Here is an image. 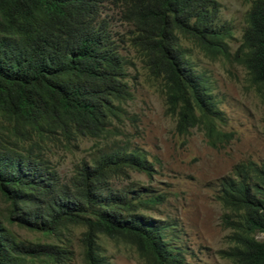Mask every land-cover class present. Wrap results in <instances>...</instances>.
Returning <instances> with one entry per match:
<instances>
[{"label": "trees", "instance_id": "trees-1", "mask_svg": "<svg viewBox=\"0 0 264 264\" xmlns=\"http://www.w3.org/2000/svg\"><path fill=\"white\" fill-rule=\"evenodd\" d=\"M219 9V0H0V264L69 260L68 250L21 240L12 226L46 236L83 227L86 264H108L100 236L133 247L147 264H184L178 224L147 214L162 196L131 181L133 172L151 177L153 165L115 139L114 121L132 98L123 52L132 48L161 84L176 133L199 129L218 148L231 135L219 129L222 112L183 42L233 57L264 101V0L251 1L233 55ZM116 20L127 38L113 32ZM82 139L95 140L93 149L62 172L50 146L77 150ZM119 179L129 182L118 187ZM218 183L230 229L220 254L231 264H264V162L239 163Z\"/></svg>", "mask_w": 264, "mask_h": 264}, {"label": "rangeland", "instance_id": "rangeland-1", "mask_svg": "<svg viewBox=\"0 0 264 264\" xmlns=\"http://www.w3.org/2000/svg\"><path fill=\"white\" fill-rule=\"evenodd\" d=\"M251 1L219 0L218 25L226 31L224 41L232 55L241 43ZM112 29L117 35L119 32L128 37L129 29L125 24L116 20ZM183 43L192 66L204 76L217 101L224 117L219 129L231 135L229 141L212 148L199 129L192 130L187 136L177 134L175 120L165 112L161 84L148 75L140 56L130 47L123 54L131 62L128 81L132 98L123 105L124 113L120 119L114 121L115 139L128 141L153 165L151 177L133 172L131 181L162 196V203L150 207L147 214L178 224L186 248L184 264H231L220 254L229 245L230 229L221 222L226 211L217 198L218 181L231 175L239 163L264 162V101L250 86L246 70L233 57L207 56L191 43ZM94 142L93 139H82L80 149L71 151L53 145L47 155L54 164H60L62 172H68L73 163L93 149ZM128 182L119 179L115 185L123 187ZM6 208L0 196V212L5 213ZM12 231L21 240L52 243L70 252L69 260L55 264H86L83 227H71L55 236L17 226H12ZM262 237L258 236L259 239ZM97 244L98 253L108 264H147L133 247L120 241L100 236ZM37 264L53 263L43 259Z\"/></svg>", "mask_w": 264, "mask_h": 264}]
</instances>
